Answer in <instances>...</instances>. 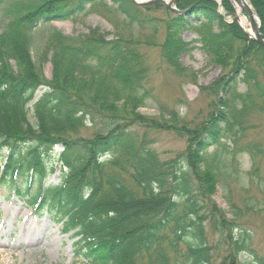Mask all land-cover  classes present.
Returning <instances> with one entry per match:
<instances>
[{"label":"trees","instance_id":"1","mask_svg":"<svg viewBox=\"0 0 264 264\" xmlns=\"http://www.w3.org/2000/svg\"><path fill=\"white\" fill-rule=\"evenodd\" d=\"M109 1L116 10L99 0H0V184L72 234L73 264H264L251 234L239 229L240 215L229 219L215 202L218 151L208 157L235 126L244 130L251 112L264 114V49L228 23L214 0H174L180 13L163 1ZM248 1L264 38V0ZM98 5L108 21L124 18L112 22L113 37L100 28L77 37L54 28L36 64L37 30ZM223 8L232 15L229 1ZM187 29L196 30L209 64L222 69L200 89L209 111L188 119L159 103L157 115L146 116L141 110L155 97L144 49L158 50L173 74L196 80L182 63L193 50ZM157 133L182 139L184 150L163 159L152 147ZM57 170L59 183L49 184Z\"/></svg>","mask_w":264,"mask_h":264},{"label":"rangeland","instance_id":"2","mask_svg":"<svg viewBox=\"0 0 264 264\" xmlns=\"http://www.w3.org/2000/svg\"><path fill=\"white\" fill-rule=\"evenodd\" d=\"M215 1L222 4L223 0ZM227 1L233 9L232 15H229L220 4L219 12L228 23H231L236 10L232 0ZM99 3L107 4L112 10L117 9L109 0H99ZM102 10L101 5L96 9L90 7L71 21L54 22L37 30L33 48L36 64H40L42 51L54 28L69 37L86 34L90 28H100L113 37L115 29L112 22L124 23V18L119 15L111 16L110 22L100 14ZM2 15L3 12L0 11V33L5 24ZM237 23L240 26V20H237ZM132 33L135 34L132 30H126L125 36ZM183 36L186 42L192 43L193 50L183 56L182 63L189 73L192 71L197 78L194 80L191 76L180 77L173 74L162 64L158 50L144 49L152 68L148 88L155 97V100H149L146 107L141 110L146 116H156L159 103L175 108L181 117L188 119H194L200 113L206 115L209 111L210 98L208 94L201 93L200 89L210 86L217 80L222 74V69L209 64L201 44L198 43L196 30L187 29ZM10 65L12 70H17L14 61H11ZM43 76L45 80H51L50 63L43 65ZM237 90L244 93L246 86L239 84ZM43 91L44 89H40L37 98ZM30 119L34 122L32 114ZM243 128L241 131L239 126H235L233 129L235 133L225 134L222 138L221 143L224 146L214 145L209 150L210 159L214 157L216 151L217 159H220L219 186L214 200L218 207L227 213L229 219L240 215L239 229L251 234V247L255 258L264 261V114L251 112L244 119ZM152 137L155 141L152 147L163 159L174 157L185 148V142L174 134L157 133ZM254 148L258 151L253 150ZM248 149L255 152L254 157ZM58 172L57 170L50 178L49 184L59 183ZM61 231V226L49 219L47 214L39 215V212L32 210L27 202L21 201L14 190L5 189L0 184V264H73L76 240L71 238V234L63 235ZM208 231L213 241L214 236L212 237L210 227ZM23 232L32 235L20 239ZM248 257L254 260L250 255H245V258ZM218 263L219 261L216 264Z\"/></svg>","mask_w":264,"mask_h":264},{"label":"water","instance_id":"3","mask_svg":"<svg viewBox=\"0 0 264 264\" xmlns=\"http://www.w3.org/2000/svg\"><path fill=\"white\" fill-rule=\"evenodd\" d=\"M130 1L138 6H146L153 4L156 1H165V0H148V1L130 0ZM235 1L240 2V0H235ZM167 5L174 13H180L176 8H174V0H170V2H168ZM243 10L250 19L251 28L254 33L253 36L250 35L251 40L255 41L258 45H260L264 49V39L261 35V23L260 21L257 22L255 19V16L257 17V15L255 14L251 6L245 7L243 8Z\"/></svg>","mask_w":264,"mask_h":264},{"label":"bare ground","instance_id":"4","mask_svg":"<svg viewBox=\"0 0 264 264\" xmlns=\"http://www.w3.org/2000/svg\"><path fill=\"white\" fill-rule=\"evenodd\" d=\"M138 1H148V0H138ZM222 0H220L221 2ZM235 10H236V17L240 20L241 26L251 35L253 36V31L250 25V20L248 17L244 16V10L245 7H250L247 0H240V2H236L235 0H232ZM255 19L257 20V17L255 16ZM31 234L23 232L20 236V239H26L27 237H31Z\"/></svg>","mask_w":264,"mask_h":264}]
</instances>
